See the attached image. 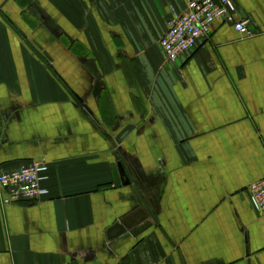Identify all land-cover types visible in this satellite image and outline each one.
<instances>
[{
  "label": "crops",
  "instance_id": "0c3cea01",
  "mask_svg": "<svg viewBox=\"0 0 264 264\" xmlns=\"http://www.w3.org/2000/svg\"><path fill=\"white\" fill-rule=\"evenodd\" d=\"M232 1L252 35L216 21L168 62L187 0H0V172L47 164L38 200L0 188V264H264L247 189L264 177V0Z\"/></svg>",
  "mask_w": 264,
  "mask_h": 264
},
{
  "label": "built area",
  "instance_id": "2783aa9c",
  "mask_svg": "<svg viewBox=\"0 0 264 264\" xmlns=\"http://www.w3.org/2000/svg\"><path fill=\"white\" fill-rule=\"evenodd\" d=\"M234 10L232 0H187L185 10L166 21L165 34L159 41L165 60L176 62L182 55L194 50L200 40L209 36L216 21L231 23L239 33L252 35L249 20H235ZM46 169L44 160H32L15 169L0 172V188L5 192L2 203L34 202L45 195L47 191L40 182ZM247 189L252 206L264 214V177L252 182Z\"/></svg>",
  "mask_w": 264,
  "mask_h": 264
},
{
  "label": "water",
  "instance_id": "95a60500",
  "mask_svg": "<svg viewBox=\"0 0 264 264\" xmlns=\"http://www.w3.org/2000/svg\"><path fill=\"white\" fill-rule=\"evenodd\" d=\"M125 179H126V178H125ZM128 182H129L128 180L125 181V183H128Z\"/></svg>",
  "mask_w": 264,
  "mask_h": 264
}]
</instances>
